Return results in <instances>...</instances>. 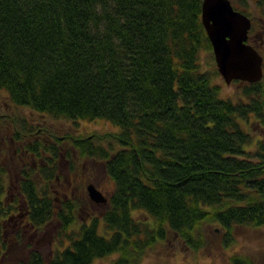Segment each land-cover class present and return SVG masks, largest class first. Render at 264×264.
Instances as JSON below:
<instances>
[{
  "label": "trees",
  "instance_id": "obj_1",
  "mask_svg": "<svg viewBox=\"0 0 264 264\" xmlns=\"http://www.w3.org/2000/svg\"><path fill=\"white\" fill-rule=\"evenodd\" d=\"M202 1L0 0L3 108L114 127L107 142L73 141L113 182L104 210L77 224L86 200L57 204L50 189L64 139L13 112L6 146L17 149L0 148V264H15L4 228L24 215L38 232L54 222L55 239L50 255L30 245L17 264H140L169 236L203 249L208 223L224 247L236 227L264 225V75L237 99L221 95L201 64L212 50ZM46 151L34 166L30 156Z\"/></svg>",
  "mask_w": 264,
  "mask_h": 264
},
{
  "label": "rangeland",
  "instance_id": "obj_2",
  "mask_svg": "<svg viewBox=\"0 0 264 264\" xmlns=\"http://www.w3.org/2000/svg\"><path fill=\"white\" fill-rule=\"evenodd\" d=\"M232 2L237 8H243L247 13L249 12L255 16V5L252 0H232ZM262 24H264V16L259 14V17H255L254 19L253 29L257 30ZM259 52L264 60V48H260ZM201 64L203 69L216 71L214 81L221 86V95L234 99L242 96L244 82L232 81L226 84L216 69L212 50L202 52ZM6 99V93L0 90V148L5 146L9 151L17 149V145L9 144L8 147L6 146V143H9L7 141L9 140L10 133V127L8 128L6 124L10 123L13 112L30 119L32 125L41 123L42 128L46 129L48 133L51 132L52 136L64 139L65 149L60 151V157L57 159L59 161V169L54 173L55 179L51 180L53 182L50 189L54 193L53 196L56 198L57 204L69 198L86 200V203H82L81 208L78 209L75 216L77 217V224L90 222V217L96 214L98 216L107 204L95 203L94 206V203H91L88 198L86 186L93 183L108 198L113 187V182L106 175L101 163L96 162L89 156L80 155L73 141L81 137H90L94 141H99L101 137L103 143L107 142V137L114 131L113 125L105 120L75 122L51 116L43 117L40 114H35L27 107H18L17 110L14 107L3 108ZM3 114H8L9 116L5 115L2 117ZM0 156L3 157V154ZM9 156L12 157L13 161H16V156L18 160L20 155L18 156L16 152H13ZM48 157L46 151L41 156H30V161L34 166H38L45 163V159H48ZM10 182L11 188L8 190V195L11 189L12 191L15 190L14 176L11 177ZM140 216H142V213ZM7 226H9L8 223L5 224V231L12 229V227ZM202 228L208 239V243L203 249L193 250L187 247L178 237L169 236L164 243H159L148 249L142 257L140 264H232L229 259L233 255L249 256L256 264H264V225L260 227H236L233 232L234 240L228 247H224L223 230L217 224L208 223L203 225ZM55 229V223L51 222L39 232L28 226L23 229L19 228L14 233L9 232L5 236L6 241L15 247V253L11 259L14 258V255L17 256V259H14L15 264H17V260L27 258L26 252L31 247L39 249L46 256L50 255V248L55 239ZM100 230H103L102 223L100 224ZM17 232L22 233V236L18 234L16 238L15 233ZM10 251L12 252L11 249ZM109 260L110 257L101 258L97 263H107ZM5 263L10 264L6 261Z\"/></svg>",
  "mask_w": 264,
  "mask_h": 264
},
{
  "label": "water",
  "instance_id": "obj_3",
  "mask_svg": "<svg viewBox=\"0 0 264 264\" xmlns=\"http://www.w3.org/2000/svg\"><path fill=\"white\" fill-rule=\"evenodd\" d=\"M201 20L212 47L216 69L225 83L261 80L262 56L247 43L250 18L236 10L230 0H203ZM86 191L90 201L107 203V198L93 183L86 186Z\"/></svg>",
  "mask_w": 264,
  "mask_h": 264
},
{
  "label": "flooded vegetation",
  "instance_id": "obj_4",
  "mask_svg": "<svg viewBox=\"0 0 264 264\" xmlns=\"http://www.w3.org/2000/svg\"><path fill=\"white\" fill-rule=\"evenodd\" d=\"M231 1V3H232V5H234L235 6V4L232 2V0H230ZM261 1H264V0H252V2H253V4L255 5L254 6V13H255V16H253V15H251L249 12L247 13H244L245 15H247L249 18H250V20H251V25H250V29H249V31H248V39H247V43H249V44H251L252 46H254L257 50H258V52H259V49L260 48H264V38H263V34H264V24H262V25H260V27L256 30V29H253L254 27H253V23H254V19H255V17H259V14L261 15V16H263L262 14H261V12L259 11L260 10V7H262L261 6ZM233 6V7H234ZM236 7V6H235ZM234 7V8H235ZM236 9V8H235ZM261 9H264V6L261 8ZM236 10H238V9H236ZM245 10V9H244ZM240 11V10H239ZM242 12V11H241ZM260 12V13H259ZM250 14V15H249ZM261 18H263V17H261ZM261 46V47H260ZM260 53V52H259ZM261 54V53H260ZM262 56V55H261ZM262 59H263V56H262ZM262 70H263V75H264V60L262 61ZM98 204V203H97ZM94 206H95V204H93ZM19 216H21V215H19ZM25 216V215H24ZM24 216H21L20 218H22V219H20V220H16V221H14L13 223H11V221H10V227H12V229L11 230H9V231H6L5 232V235H7L9 232H12V233H14L16 230H18L19 228H25L26 227V224H24V225H22V223L25 221V219H24ZM10 219H12V217L10 218Z\"/></svg>",
  "mask_w": 264,
  "mask_h": 264
}]
</instances>
